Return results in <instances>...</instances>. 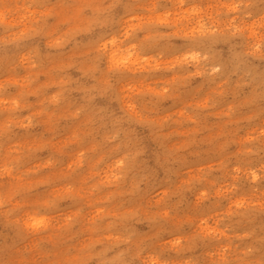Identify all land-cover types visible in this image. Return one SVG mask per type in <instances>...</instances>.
<instances>
[{
  "label": "rangeland",
  "instance_id": "374dc122",
  "mask_svg": "<svg viewBox=\"0 0 264 264\" xmlns=\"http://www.w3.org/2000/svg\"><path fill=\"white\" fill-rule=\"evenodd\" d=\"M0 264H264V0H0Z\"/></svg>",
  "mask_w": 264,
  "mask_h": 264
},
{
  "label": "bare ground",
  "instance_id": "6f19581e",
  "mask_svg": "<svg viewBox=\"0 0 264 264\" xmlns=\"http://www.w3.org/2000/svg\"><path fill=\"white\" fill-rule=\"evenodd\" d=\"M115 53H116L115 51H111V52H109V54H108L109 59H114L115 56H116Z\"/></svg>",
  "mask_w": 264,
  "mask_h": 264
}]
</instances>
